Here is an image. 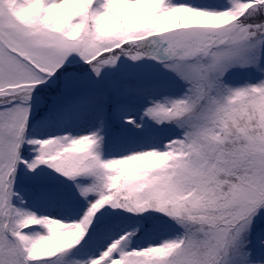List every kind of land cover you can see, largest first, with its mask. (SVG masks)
I'll return each mask as SVG.
<instances>
[{
  "label": "snow or ice",
  "instance_id": "1",
  "mask_svg": "<svg viewBox=\"0 0 264 264\" xmlns=\"http://www.w3.org/2000/svg\"><path fill=\"white\" fill-rule=\"evenodd\" d=\"M0 264H264V0H0Z\"/></svg>",
  "mask_w": 264,
  "mask_h": 264
},
{
  "label": "trees",
  "instance_id": "2",
  "mask_svg": "<svg viewBox=\"0 0 264 264\" xmlns=\"http://www.w3.org/2000/svg\"><path fill=\"white\" fill-rule=\"evenodd\" d=\"M136 67H140V65L139 66H136ZM66 70L83 71L82 68H80L78 66H75V65H73L71 68H67L66 67ZM104 86L105 85L100 84V87L101 88H103ZM48 89L49 90L43 91L45 95H48L51 92H53V90H55V89H51V88H48ZM130 103H137V105L133 106ZM128 104L131 106V108L135 112V110L139 108V106L141 104V101L136 100V99H133V98H129L128 99ZM42 112H43V109H40L39 111H37L31 117V119H33V120H39L40 117H41V115H42ZM81 126H85V125H81ZM35 131H39V129H36ZM106 131H107V134H108L109 141H111L114 136H119V135H139V133L136 132V131H134V130L122 128L121 125H120V123H119L118 118L112 116L111 114L108 117V127H107Z\"/></svg>",
  "mask_w": 264,
  "mask_h": 264
},
{
  "label": "rangeland",
  "instance_id": "3",
  "mask_svg": "<svg viewBox=\"0 0 264 264\" xmlns=\"http://www.w3.org/2000/svg\"><path fill=\"white\" fill-rule=\"evenodd\" d=\"M125 64H128V62L125 61ZM136 66H139V65H136ZM136 66L135 65H130L129 68H128V71H138L142 67V66H140V67H136ZM117 75H119V73H117ZM243 76H244V73H238L237 74V78H243ZM100 84H102V83L97 82V85L96 86L99 87V88H101L100 87ZM58 87H59V81L57 82V88ZM38 88H39V86H38ZM46 90H49V89H41V91H46ZM130 104L133 105V106L137 105V103H130ZM85 127H86V125L85 126H81V128H85Z\"/></svg>",
  "mask_w": 264,
  "mask_h": 264
}]
</instances>
